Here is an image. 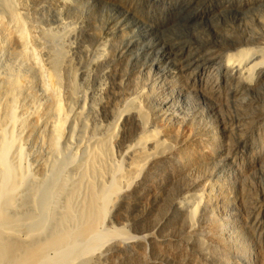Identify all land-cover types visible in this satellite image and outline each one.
<instances>
[{
  "label": "bare ground",
  "instance_id": "6f19581e",
  "mask_svg": "<svg viewBox=\"0 0 264 264\" xmlns=\"http://www.w3.org/2000/svg\"><path fill=\"white\" fill-rule=\"evenodd\" d=\"M96 1L161 31L215 19L228 54L159 96L132 43L65 21L78 0H0V264H264V0Z\"/></svg>",
  "mask_w": 264,
  "mask_h": 264
},
{
  "label": "rangeland",
  "instance_id": "374dc122",
  "mask_svg": "<svg viewBox=\"0 0 264 264\" xmlns=\"http://www.w3.org/2000/svg\"><path fill=\"white\" fill-rule=\"evenodd\" d=\"M166 1L168 2V0ZM169 1H171L172 3L175 1L177 2V0H169ZM189 1L190 2L192 1L191 3L195 4L196 6L197 4L202 5L205 10L208 9L207 5L213 4L212 5L213 7L209 5L211 6V8L209 7V9L210 10L213 9L214 13H216V11L218 12V10L220 9L219 6H217L218 3L219 2L223 3L224 0H211L212 2L210 0H203V1L202 0H189ZM117 2H122V0H117ZM184 2L187 3L188 0L187 1L184 0ZM201 2L202 3L204 2V3L202 4ZM224 2H227V0H225ZM77 5L75 9L71 11L72 13L71 12H68V14L64 13V16H63L65 21L70 23L69 25L71 24L73 25V26L71 25V28L81 26L80 28L83 29L82 28L83 26L84 29H86L90 33L96 32L95 34L105 36L104 38L106 39L114 40L115 43L117 41H120V42H117V44L120 43L122 46H126L128 43H130L131 45L132 43L131 45L132 47L126 50L127 56L129 58L132 57L138 60L139 66L145 67L147 69L142 74L138 72L139 71L138 69L137 75L142 79V83L145 86L144 88H146V85L148 86L150 85L149 87H152L153 89H155L156 90L155 92L159 96H163V95L159 94L161 91L157 90L156 87L160 89L159 86L161 85V83H163L161 81L167 82L166 84L168 86V89L169 88L173 89L175 88L177 84H180L182 81H184V79L178 80V75H175V77H170V71H173L175 73L180 68L181 64H184V65L186 64L182 60L187 59L190 61L192 59L191 56L198 55L200 53L199 55L202 57H205V55H207V57L210 55H213L214 58H216L219 61V59L221 58L222 59L226 58V54H228V52L225 49L227 47V41L224 35L226 32H228L226 33L227 35L233 34V30L230 29L229 27H227L228 29L227 28L225 29L226 26L220 23L219 25L220 27H218L219 30L217 31H219L223 36H220V34L218 35L216 33V30L212 28V25H211L212 23L213 25L214 23L216 24V21L214 22L215 19H207L204 22L197 23L195 20H191L192 18H190L191 22H188L187 25L185 26L180 25V26L175 27V29L170 28L171 30L168 29L167 31H161V30H156L155 27H152L151 25L153 24H151L150 22L149 23L151 25L147 24L145 26L141 23H138L140 17L144 18L145 11H141L139 13V16L134 17V16H131L130 14H126V12L122 9V7H119V5L118 6L115 5L116 6L115 7L113 4L110 5L109 3L108 5L107 3L99 4V2H97L96 0H78ZM45 15L47 16L45 18H48L50 21L53 19L49 13H46ZM186 19H189V18H186ZM210 20L212 21L210 22ZM207 31L208 33H206ZM78 37H80V39L82 40L83 44L86 45V47L90 46L89 49L95 48L93 40L91 41L83 37V35L78 36ZM76 42L77 41H75L73 38H67L64 41L65 50H70V48L73 47ZM124 43H127V44L125 45ZM255 46H258V45H255ZM259 46H262V45H259ZM218 52H220V55H218ZM69 53H72V51H70ZM230 53H234V51ZM212 70H213V67H212ZM195 72H197L196 68H194L191 73L194 74ZM220 91H221L220 96L223 102L227 100L226 98L227 90L226 88L222 87ZM188 94L191 97V101L193 105L196 106L199 104L200 107L202 108L205 107V109H209L208 106L206 107L205 102H203L202 100H200V98H198L195 92H192L189 90ZM232 111H234V108L232 107H229V108L223 107V115L226 116L229 124L230 123L233 124L232 116L234 115L233 114L234 112L232 113ZM201 122H203V124L205 125L210 126L211 124H213L214 120L205 119V120H201ZM231 126H234V124ZM258 146H260V144H258ZM204 153L208 155L209 153L208 149L204 148ZM237 158L245 159V151L241 150ZM128 217H131V216H128ZM130 222L131 221L129 220V222H127L126 224ZM120 226L117 225V227H120ZM129 229L130 228H127V227L124 228L125 233H124V237L122 238H125V235L127 236L126 238H132L137 235L139 236V234H136L133 230L131 229L129 230Z\"/></svg>",
  "mask_w": 264,
  "mask_h": 264
}]
</instances>
